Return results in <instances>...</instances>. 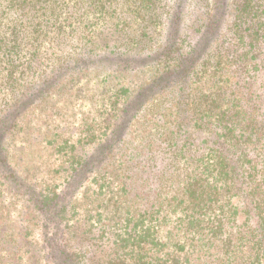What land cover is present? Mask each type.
I'll use <instances>...</instances> for the list:
<instances>
[{
    "label": "trees",
    "instance_id": "obj_1",
    "mask_svg": "<svg viewBox=\"0 0 264 264\" xmlns=\"http://www.w3.org/2000/svg\"><path fill=\"white\" fill-rule=\"evenodd\" d=\"M50 4L102 31L7 77L0 264H264V0Z\"/></svg>",
    "mask_w": 264,
    "mask_h": 264
},
{
    "label": "rangeland",
    "instance_id": "obj_2",
    "mask_svg": "<svg viewBox=\"0 0 264 264\" xmlns=\"http://www.w3.org/2000/svg\"><path fill=\"white\" fill-rule=\"evenodd\" d=\"M50 2L51 0H0V108L11 105L10 96H8L10 87L7 83V77L12 73L13 78L17 80L27 78L25 67L30 56L37 55L39 62L47 65V63L54 60L53 54L57 49H69L65 45L66 43L75 45L78 48L80 44L85 43H80V38L85 39V41H95L93 36L102 31L100 30L102 22L98 20L94 10L86 14L81 21L82 25L79 26L77 20H73L74 24H69L66 21L65 11L52 6ZM59 30L62 34L60 37H56ZM87 34L90 35L84 37ZM105 34L106 32L103 38ZM101 82L102 77L99 78L98 82L91 81L86 86L85 91L100 95L102 90L98 84ZM85 84V81H83V85ZM79 87L78 85L76 89H79ZM127 87L132 88V86ZM84 107L82 111L85 112L86 116L89 107ZM63 115L69 121L78 123V120L82 117L79 104H76L74 110L69 113L65 112ZM71 131H74V129L72 128ZM16 134L13 136L18 141L21 136L20 134L16 136ZM93 141V143L100 142L98 134H95ZM93 147L94 144L85 146V148H82V154L91 153ZM78 150H81V148ZM26 166L27 169L31 170L28 164ZM174 214L166 218L165 213L160 215V219L163 220L162 229L156 236L155 230H150L145 239L149 243L154 241L157 248H165L167 246L165 244H170L166 237L167 233L175 227L173 225L176 220L173 217ZM181 245L182 242L179 246L181 247Z\"/></svg>",
    "mask_w": 264,
    "mask_h": 264
}]
</instances>
